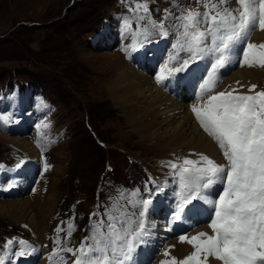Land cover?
<instances>
[{
  "label": "rangeland",
  "instance_id": "374dc122",
  "mask_svg": "<svg viewBox=\"0 0 264 264\" xmlns=\"http://www.w3.org/2000/svg\"><path fill=\"white\" fill-rule=\"evenodd\" d=\"M145 3L149 18L138 21L130 9ZM185 8L205 11L197 0H0L3 134L0 186L4 190L0 194V261L3 264H17L15 258L28 264H61L60 256L66 264L73 262L72 254L66 252L52 256L51 261L49 257L54 248H79L89 235L90 223L106 220V210L116 201L129 213L138 215L139 209L128 203L129 193L138 191L137 199L156 202L160 187L163 195L162 184L178 179L168 166L170 162L182 165L185 158L199 160L189 153L171 159L161 156L164 153L149 141L129 131L135 125L133 119L124 121L125 105L99 91L105 82L101 71L105 58L100 54L117 52L119 58L141 67L140 52L148 51L150 57L153 52L150 44L164 39L158 28L152 29L150 19L157 25L163 22L170 36L158 59L162 60L171 42L177 44L175 17ZM139 14L143 15L142 9ZM126 21L129 27L125 26ZM144 27L150 31L147 40L141 34ZM137 40L141 43L136 44ZM199 77L200 74L194 81ZM253 84L257 85L256 91H264V76L247 82L246 87L249 89ZM31 111L41 116L38 126L36 117L26 115ZM91 124L96 134L89 129ZM12 135L35 145L40 152L38 157L46 160L44 171L35 175L34 189L30 184V189L20 190L27 182L12 185V192L9 189L10 169L30 160L23 149L8 142L7 136ZM98 137L104 141L102 145L96 143ZM38 140L42 147L38 146ZM91 213L98 215L90 219ZM70 221L74 228L69 238ZM57 227L62 229L59 234ZM57 237L61 241L59 246L54 243ZM9 240H24L35 251L25 246L26 254L17 257L13 253L21 246L16 243L10 246L6 243ZM155 251L148 259L149 264L158 257L159 248ZM44 253L48 255L46 260Z\"/></svg>",
  "mask_w": 264,
  "mask_h": 264
},
{
  "label": "snow or ice",
  "instance_id": "6c2138e0",
  "mask_svg": "<svg viewBox=\"0 0 264 264\" xmlns=\"http://www.w3.org/2000/svg\"><path fill=\"white\" fill-rule=\"evenodd\" d=\"M197 2L203 4L205 11L185 8L175 17L178 21L177 44L173 45V55L162 73L190 70V65L197 60L208 55L215 57L212 72L201 85L202 94H206L207 99L199 106L193 105L191 110L203 131L218 145L227 163L217 164L209 156L198 154L199 160L185 158L182 165L168 164L177 176L180 188L173 220L188 219L189 213L198 208L192 201L199 200L211 206L214 218L210 217L208 224L211 234L201 231L191 237L179 236L181 243L192 246L189 255L177 259L170 257V249H166L163 255L170 258L161 264H210V258L219 264H264V91H255L257 85L253 84L247 94L235 89L214 93L216 72L231 62L233 53H242L241 66L264 68V43H252L250 39L257 28L264 31V0ZM230 3L236 7H228ZM141 9L143 15L139 14ZM130 11L138 21L149 18L146 3L136 4ZM149 23L152 29L158 28L161 35H168L163 22L157 25L149 19ZM125 26H130L128 21ZM141 34L147 40L149 28L144 27ZM139 43L137 40L136 44ZM174 64L179 66H172ZM164 78L161 74L157 81ZM37 144L42 147L39 140ZM23 163L21 161L18 167ZM214 184H219L221 191L208 193L206 190ZM149 192L154 194L151 189ZM128 195V203L139 209L138 215L129 213L116 201L111 209L106 210V220L90 223L89 235L81 241L79 248H54L49 260L66 252L74 257L73 264H136L133 254L147 234L146 213L151 200L137 199L138 191ZM189 205L191 207H187ZM114 212L118 214L114 215ZM97 215L91 213L90 219ZM73 228L70 221L69 238ZM61 230L60 227L56 229L58 234ZM6 243L21 246L13 253L18 257L26 254L25 246L35 251L24 240ZM54 243L61 244L59 237ZM60 262L66 264L63 256H60Z\"/></svg>",
  "mask_w": 264,
  "mask_h": 264
},
{
  "label": "bare ground",
  "instance_id": "6f19581e",
  "mask_svg": "<svg viewBox=\"0 0 264 264\" xmlns=\"http://www.w3.org/2000/svg\"><path fill=\"white\" fill-rule=\"evenodd\" d=\"M228 7H236V5L230 3ZM250 39L252 43H264V31L257 28V30L252 32ZM151 47V51L153 52L150 57H148V55L145 58L140 57L141 61H139V66L141 67H137V65L134 64L136 62L132 64V61L119 58L117 52H112L110 55L100 54L105 58L101 65V71L105 76V82H102L99 91L107 98L112 97L117 104L123 103L125 105L123 109L121 106L124 112L122 117L125 122L133 119V124L135 125L134 128L129 129V131L135 132L143 141H149L150 145L155 146L160 153H164V155L161 156H166L171 159L173 156L189 153L190 156L199 159L198 154H204L213 159L217 164H226L227 161L224 159L222 151L215 141L203 131L191 110L193 105L199 106L207 99V95L202 94L201 85L208 79V75L212 70H209V73L204 76L202 82L198 85L196 90V92L199 93L198 97L196 98L193 94L195 98L183 101L171 96L158 84L157 75L160 73L159 71L156 74L150 73L151 66L148 59H152L157 54L155 50L156 47L153 45H151ZM143 51L144 50L141 51L140 56H142ZM144 54L149 53L145 51ZM86 55L90 56L91 52H86ZM211 59V61H214L215 57L211 56ZM242 62L243 55L241 52L232 54L231 63L226 69L229 70V72L227 74H224L225 71L220 74L216 73L217 83L214 93L224 90L232 91L234 87L237 88V90L245 91L248 90V88L241 87L239 86L240 84L261 80V77L264 76V68L259 66H241ZM203 71L204 69H200V67L195 68L189 74L186 81L183 83L177 81L179 87L182 88L183 96L185 94L189 95L192 92L195 83L194 79L198 77L199 74L201 75ZM183 73H185V71H183ZM237 81H239V84L236 83ZM1 136H3L2 132H0V137ZM7 140L9 143L23 149L28 156L27 158L32 159L36 163L39 161L40 157L38 156L40 152L35 145L22 139L19 135L7 136ZM57 168L59 169L60 167L58 166ZM174 185L172 181L171 183H164L162 185L163 195H160L157 200L159 205L152 206L146 213L147 234L144 237V242L141 243L136 250L134 259L136 264H149L148 259L151 255H154L156 252L155 250L158 248V257L155 258L153 264H157L160 260L166 258L163 255L166 249H170V256H178L179 258H183L193 251L191 245L186 242H180V235H178L180 231L175 234V230L172 229V234L165 233V231L170 232L168 226L169 219L167 220L168 215L174 212L173 204L170 199L175 195V191H173ZM25 187L26 184L21 186L20 190ZM220 188L218 184L214 189L210 188L207 192H218ZM209 198L217 197L210 196ZM171 206L172 209L169 211ZM161 208H164L163 210L167 213L166 219L161 218ZM204 213L206 214L202 219L204 221L199 218L196 224L195 220L190 218V216L186 220L183 219V228L186 230L183 231L184 233L181 235H188L191 237L201 231L211 234V228L208 224L211 222L210 217L214 218V211L211 206L207 204ZM161 244L164 246L160 247ZM173 245L174 247H171ZM161 248L162 250L160 251ZM140 252H142L141 256L138 255ZM47 257L48 255L44 253V260H46ZM210 264H219V262L210 258Z\"/></svg>",
  "mask_w": 264,
  "mask_h": 264
},
{
  "label": "trees",
  "instance_id": "16d2710c",
  "mask_svg": "<svg viewBox=\"0 0 264 264\" xmlns=\"http://www.w3.org/2000/svg\"><path fill=\"white\" fill-rule=\"evenodd\" d=\"M88 127H89V129H91V130H93L94 131V133L96 134V132H97V130L95 129V127L91 124L90 126L88 125ZM96 131V132H95ZM99 140H100V142H104L100 137H98V141H97V139H96V143L98 144V145H102L100 142H99Z\"/></svg>",
  "mask_w": 264,
  "mask_h": 264
}]
</instances>
